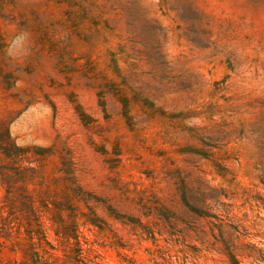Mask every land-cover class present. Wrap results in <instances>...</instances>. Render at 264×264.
Instances as JSON below:
<instances>
[{
  "label": "rangeland",
  "instance_id": "374dc122",
  "mask_svg": "<svg viewBox=\"0 0 264 264\" xmlns=\"http://www.w3.org/2000/svg\"><path fill=\"white\" fill-rule=\"evenodd\" d=\"M0 264H264V0H0Z\"/></svg>",
  "mask_w": 264,
  "mask_h": 264
},
{
  "label": "clouds",
  "instance_id": "9594fccd",
  "mask_svg": "<svg viewBox=\"0 0 264 264\" xmlns=\"http://www.w3.org/2000/svg\"><path fill=\"white\" fill-rule=\"evenodd\" d=\"M32 35L25 29H19L11 36L5 48V55L12 62H19L31 55Z\"/></svg>",
  "mask_w": 264,
  "mask_h": 264
},
{
  "label": "trees",
  "instance_id": "16d2710c",
  "mask_svg": "<svg viewBox=\"0 0 264 264\" xmlns=\"http://www.w3.org/2000/svg\"><path fill=\"white\" fill-rule=\"evenodd\" d=\"M1 183H4V184H6V181H4V180H3V181H1Z\"/></svg>",
  "mask_w": 264,
  "mask_h": 264
}]
</instances>
